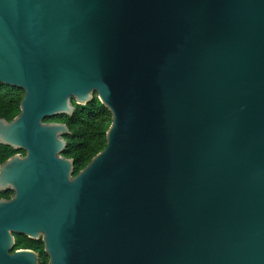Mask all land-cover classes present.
Listing matches in <instances>:
<instances>
[{
  "label": "water",
  "instance_id": "water-1",
  "mask_svg": "<svg viewBox=\"0 0 264 264\" xmlns=\"http://www.w3.org/2000/svg\"><path fill=\"white\" fill-rule=\"evenodd\" d=\"M0 264H264V0H0ZM96 96L73 175L63 122Z\"/></svg>",
  "mask_w": 264,
  "mask_h": 264
},
{
  "label": "trees",
  "instance_id": "trees-1",
  "mask_svg": "<svg viewBox=\"0 0 264 264\" xmlns=\"http://www.w3.org/2000/svg\"><path fill=\"white\" fill-rule=\"evenodd\" d=\"M23 92L17 88L0 83V117L11 120L19 114V102ZM45 122H63L70 133L64 135L66 147L62 155L73 160V175L77 174L99 151L105 147V133L111 121L109 111L98 101L97 97L84 106L75 105L71 116L57 115L44 118ZM15 153L24 154L0 144V164ZM13 192L10 189L0 191V198L9 199ZM31 249L38 253V264H47L48 257L44 252L41 239H30L22 234L14 235V249Z\"/></svg>",
  "mask_w": 264,
  "mask_h": 264
}]
</instances>
